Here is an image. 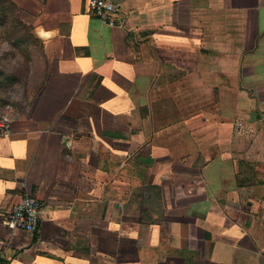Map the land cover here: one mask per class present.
I'll return each mask as SVG.
<instances>
[{
  "label": "crops",
  "instance_id": "crops-1",
  "mask_svg": "<svg viewBox=\"0 0 264 264\" xmlns=\"http://www.w3.org/2000/svg\"><path fill=\"white\" fill-rule=\"evenodd\" d=\"M90 1L4 0L38 91L0 137V264H264V0Z\"/></svg>",
  "mask_w": 264,
  "mask_h": 264
},
{
  "label": "rangeland",
  "instance_id": "rangeland-1",
  "mask_svg": "<svg viewBox=\"0 0 264 264\" xmlns=\"http://www.w3.org/2000/svg\"><path fill=\"white\" fill-rule=\"evenodd\" d=\"M3 4L0 1V103L5 115L14 117L29 106L28 96L38 91L36 45L26 27L6 17Z\"/></svg>",
  "mask_w": 264,
  "mask_h": 264
},
{
  "label": "built area",
  "instance_id": "built-area-1",
  "mask_svg": "<svg viewBox=\"0 0 264 264\" xmlns=\"http://www.w3.org/2000/svg\"><path fill=\"white\" fill-rule=\"evenodd\" d=\"M89 11L102 23L116 27L119 13L118 5L112 0H91ZM14 117L4 115L0 118V137H8L12 132ZM43 204L31 195H25L6 215V225L10 230L23 231L37 235L41 226Z\"/></svg>",
  "mask_w": 264,
  "mask_h": 264
},
{
  "label": "water",
  "instance_id": "water-1",
  "mask_svg": "<svg viewBox=\"0 0 264 264\" xmlns=\"http://www.w3.org/2000/svg\"><path fill=\"white\" fill-rule=\"evenodd\" d=\"M115 4H118L120 0H112ZM256 116V115H254ZM254 118V117H253Z\"/></svg>",
  "mask_w": 264,
  "mask_h": 264
}]
</instances>
